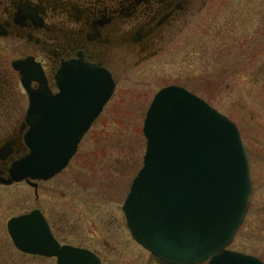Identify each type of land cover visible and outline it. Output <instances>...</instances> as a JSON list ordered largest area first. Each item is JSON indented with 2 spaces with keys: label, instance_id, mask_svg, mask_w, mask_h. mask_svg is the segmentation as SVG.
<instances>
[{
  "label": "rangeland",
  "instance_id": "374dc122",
  "mask_svg": "<svg viewBox=\"0 0 264 264\" xmlns=\"http://www.w3.org/2000/svg\"><path fill=\"white\" fill-rule=\"evenodd\" d=\"M183 33L162 53L126 71L69 167L48 184L60 193L39 192L40 207L53 216L62 239L95 252L102 264H157L131 241L119 211L126 192L112 200L117 195L108 180L130 181L133 165L140 167L144 113L153 95L170 85L192 90L238 127L253 190L228 249L264 263V0H210ZM116 162L126 168L123 175ZM32 200L26 187L0 188V264H55L21 255L7 235L6 222L33 208Z\"/></svg>",
  "mask_w": 264,
  "mask_h": 264
},
{
  "label": "water",
  "instance_id": "95a60500",
  "mask_svg": "<svg viewBox=\"0 0 264 264\" xmlns=\"http://www.w3.org/2000/svg\"><path fill=\"white\" fill-rule=\"evenodd\" d=\"M58 86L55 97L45 90L28 92L30 155L15 165L16 181L46 180L61 172L114 88L106 74L77 64L65 69ZM143 134V167L123 207L134 240L167 264H262L225 250L252 193L235 125L202 100L170 87L155 96ZM36 214L9 222L18 250L56 257L57 264H100L87 251L60 249ZM38 234L42 240L35 239Z\"/></svg>",
  "mask_w": 264,
  "mask_h": 264
},
{
  "label": "flooded vegetation",
  "instance_id": "af4514ba",
  "mask_svg": "<svg viewBox=\"0 0 264 264\" xmlns=\"http://www.w3.org/2000/svg\"><path fill=\"white\" fill-rule=\"evenodd\" d=\"M209 1L0 0V119L4 120L0 124V188L26 187L33 191L35 204L11 218L39 212L51 237L61 247L73 246L69 240L62 239L53 216L46 214L39 202V192H58L48 184L60 174L47 181L27 179L19 183L12 178L13 166L29 154L24 141L30 130L29 98L22 78L26 76L31 92L45 90L49 96H55L64 65L94 68L109 75L115 87L107 107L126 71L138 68L174 44L184 34L190 19L200 15ZM116 164L123 175L126 168L122 171V164ZM133 166L135 174L130 181L125 176L108 180L117 195L112 200H120L126 192L125 200L139 169L136 163ZM82 183L87 186V178ZM119 209L121 213V203Z\"/></svg>",
  "mask_w": 264,
  "mask_h": 264
}]
</instances>
